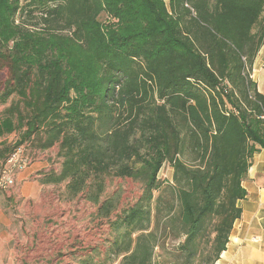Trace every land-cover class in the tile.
Segmentation results:
<instances>
[{"label":"trees","instance_id":"1","mask_svg":"<svg viewBox=\"0 0 264 264\" xmlns=\"http://www.w3.org/2000/svg\"><path fill=\"white\" fill-rule=\"evenodd\" d=\"M263 42L264 0H0V137L18 133L0 159L57 145L41 183L65 182L61 198L82 194L102 218L116 208L106 177L143 185L110 223L107 258L78 264L215 263L264 151L249 78Z\"/></svg>","mask_w":264,"mask_h":264},{"label":"crops","instance_id":"2","mask_svg":"<svg viewBox=\"0 0 264 264\" xmlns=\"http://www.w3.org/2000/svg\"><path fill=\"white\" fill-rule=\"evenodd\" d=\"M249 78L264 95V42L254 57ZM45 166V161L35 157L16 174L10 190L0 192V264H32L33 259L43 261L48 256L58 257L60 247L56 241L60 239L54 237L53 245L46 246L45 238H41V230L61 216L58 185L41 183L40 171H44ZM242 186L247 194L237 201L241 216L234 221L226 248L214 264H264L263 150L251 159Z\"/></svg>","mask_w":264,"mask_h":264},{"label":"rangeland","instance_id":"3","mask_svg":"<svg viewBox=\"0 0 264 264\" xmlns=\"http://www.w3.org/2000/svg\"><path fill=\"white\" fill-rule=\"evenodd\" d=\"M168 4V1H166ZM101 21H108V17L104 14L101 16ZM4 75H0V84L4 81ZM9 102L5 105H0V114L2 110L8 106ZM18 138V133L4 135L0 137V148L1 143H12ZM25 154L45 161L44 171L40 173L54 170L59 171L60 163L62 159L57 155V145L47 149L39 150L34 148L28 143H24L22 146ZM5 154L4 158L6 157ZM190 154L185 153L182 159H189ZM4 158L0 159V167L3 163ZM43 170V169H41ZM172 169L168 164H165L160 169L157 177L160 181H171L172 180ZM58 185V191H63L65 182ZM142 182L133 181L130 178H117V177H106L105 179V190L102 199L114 196L116 202V208L111 212L109 217L102 218L98 217L97 206L87 202L83 195L71 199L65 200L61 198V205L58 210L61 214L56 222L50 223L46 229H42L41 238L44 237L45 245L52 244L54 237L60 239L56 241L59 250L58 257L52 259V256H48L46 260L38 261L32 260V264H78L82 257L88 256L93 258V261L98 262L106 259L108 256V250L111 247V242L114 238L115 232L112 230L110 223L116 219V216L121 213L122 209L133 205L141 196L142 193ZM157 192L154 193L156 196ZM36 218V217H34ZM60 221V224H59ZM57 225L58 228H55ZM46 227V223H45ZM36 233H34L35 235ZM135 235H133L134 237ZM55 246V244H54ZM120 257H112L109 255L108 264H118Z\"/></svg>","mask_w":264,"mask_h":264},{"label":"built area","instance_id":"4","mask_svg":"<svg viewBox=\"0 0 264 264\" xmlns=\"http://www.w3.org/2000/svg\"><path fill=\"white\" fill-rule=\"evenodd\" d=\"M34 158L25 154L22 147L10 152L0 167V192L9 191L14 186L16 174L30 165Z\"/></svg>","mask_w":264,"mask_h":264}]
</instances>
